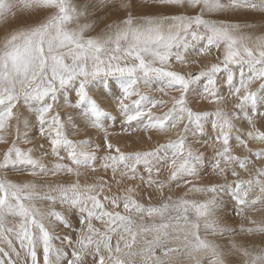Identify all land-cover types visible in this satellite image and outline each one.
<instances>
[{
  "label": "snow or ice",
  "instance_id": "1",
  "mask_svg": "<svg viewBox=\"0 0 264 264\" xmlns=\"http://www.w3.org/2000/svg\"><path fill=\"white\" fill-rule=\"evenodd\" d=\"M0 31V264H40L41 248L43 264H264V221L247 215L264 211V0H0ZM214 52L215 62L185 71ZM108 77L120 80L111 97ZM156 80L178 95H145ZM200 83L214 112L189 107ZM117 116L125 133L176 139L123 151L110 140ZM81 131L101 142L69 139ZM37 137L49 148L18 146ZM98 168L110 179L89 182ZM61 176L76 179L36 182ZM182 186L204 199L166 195ZM218 212L248 226L221 223Z\"/></svg>",
  "mask_w": 264,
  "mask_h": 264
},
{
  "label": "rangeland",
  "instance_id": "2",
  "mask_svg": "<svg viewBox=\"0 0 264 264\" xmlns=\"http://www.w3.org/2000/svg\"><path fill=\"white\" fill-rule=\"evenodd\" d=\"M222 18H224V17H222ZM227 18L233 19V20H237V21H242L243 20V17H241V16H232L231 14H227ZM25 26L26 25L23 24V23L20 24V27H25ZM93 34H95V33H93ZM3 36H4V33L2 31H0V40L3 39ZM216 55L217 54L214 52L212 54V56H210V57L201 58L203 62L200 64L199 67H197V65H195V64H191V65H189L188 69H185V71L191 70V71H194V72L198 73L201 69H203V67L205 65V62H207L206 64H209L212 61L215 62L216 61ZM193 58L196 59L195 57H192V59ZM205 59H207V60H205ZM174 67L179 68L180 66L179 65H174ZM221 75H223V73ZM111 78H113V77H111ZM111 78L109 77L107 79L110 80ZM202 88H203V84L200 83L199 90L196 93V95H194L195 96L194 99L196 101V104L198 105V112H214L215 109H216V105L214 103H209L207 100L201 99L199 97L198 94H199L200 91H202ZM193 91L190 92L189 102L192 101ZM168 94L169 95L171 94L172 96L178 95L177 93H174V92H169ZM155 95L160 96V95H164V93H162V92L157 90V91H155ZM229 101H230V103H232L231 100H229ZM206 105H208L209 107H206ZM169 106H170V104H169ZM109 110H111V109H109ZM21 111L25 115H27V110L25 108L21 107ZM65 111H67V110H65ZM158 111H163V110H158ZM120 122H117L116 124L113 123V122L109 123V130L113 133V135H111V137H110V140L115 146H119L121 148V150L126 151V152L151 150V149H154L155 147H157L158 144H161V143L166 144L170 140H175L176 139L175 133H172V134H169V135H163V134L155 133V132H153L151 130L149 132L137 131V132L125 133V132L122 131ZM206 125H205V128L207 127ZM89 132H91V130H89ZM207 132H208V130L205 129V133H207ZM211 132H212V130L209 132L208 136L206 137L207 139H211V137L213 139L215 137V133L212 132V134H211ZM190 135H191V132L189 134V138H190L189 142H191V139H195V138L191 137ZM173 136H175V137H173ZM101 137H102V134L92 135V137L91 136L89 137V134L86 133V132H83V131H81L79 135H72V134L69 135V139H71V140L76 141V140H81V139H91V142L93 144L100 143L101 142ZM149 137H151V139ZM38 144H43L44 145V149H48L49 148V145L47 144V142L42 140V139H40L39 137H37L36 140L33 141L32 145L21 144V145H18V146H20L22 148H28V147H33L34 145H38ZM4 150H5V145L0 144V153H2ZM201 150L203 151L204 149L201 148ZM34 151H35V154L37 156H39L41 154L42 150L34 149ZM104 154H105L104 152H100L99 153L100 156H103ZM245 154L246 153H244L242 155H245ZM212 155H213L212 149L211 148L207 149L206 157L210 158ZM44 160H45V162L49 163V165L53 162V158L51 156L44 157ZM167 175H168V173L165 170V171H163V173H162L160 178L163 179ZM246 175L247 174H245V173H241V177L242 178L247 179L248 177H246ZM110 176H111L110 172L107 175H105L104 170L100 169V168H98L97 172H95V173H92V172L88 173L89 182L98 180L101 177H103L105 179H110ZM8 178L13 180V181H16V182H20V181H23L25 179H31V177H23V176H19V175H16V174H11V173L8 174ZM75 179H76L75 176H71V177L61 176V177H49L46 180H37L36 182L38 184L55 185L57 182L67 184L69 182L75 181ZM207 179H208V177L206 176L204 178V181H199V182H197V184L205 183L207 181ZM216 179L220 180V182H223V177H217ZM228 179L231 180L233 178L231 176H229ZM82 182H83V178H82ZM128 183L131 184L132 182H128ZM44 191H47L46 187L41 189V193H43ZM165 192H166V195L170 194L172 196L173 200L188 199V200H201L202 201L204 199V197L202 195L198 194V193H186V189L183 186L180 187V188L173 187L170 193H168L167 190H165ZM108 194L109 195L116 194L115 187L113 188V192L112 193H108ZM142 200H143L142 201L143 203H145L146 205L148 204V199H147L146 196H144ZM152 203L153 204L159 203V197L154 199L152 201ZM40 207H42L44 209H47L48 205L47 204H43V205H40ZM230 207H231V205L229 204V208ZM57 210H59V208H57ZM247 215L250 216L255 221H264V211L249 212ZM217 218H218L219 222H221V223H224L226 221L228 226H230V227L239 228L241 224H244L245 226H248V222L246 220L245 221H241V219L239 217L227 215V214L222 213V212H218L217 213ZM64 231L65 230H63V229H57L56 230V234L62 236L64 234ZM201 235L202 236L204 235L203 230H201ZM149 239H151V237H149ZM209 239H213V238L209 237ZM216 239L218 240V242H220L218 238H216ZM250 239H253L254 241H256L257 242V247H258L259 246V241L262 239V237L255 236V237H251ZM54 243L56 244L57 247L61 246L60 242L58 240L55 241ZM142 245H143V240L141 241V246ZM137 251H139V248L137 249ZM156 254L159 256L160 255V251L157 250ZM38 259L40 260V264H43L42 248L38 249ZM137 262L139 264V257H137ZM176 264H190V262L184 260L183 257H179L176 260Z\"/></svg>",
  "mask_w": 264,
  "mask_h": 264
},
{
  "label": "bare ground",
  "instance_id": "3",
  "mask_svg": "<svg viewBox=\"0 0 264 264\" xmlns=\"http://www.w3.org/2000/svg\"><path fill=\"white\" fill-rule=\"evenodd\" d=\"M194 59V58H193ZM205 60H207V59H205ZM213 62V61H212ZM207 62H205V64H206ZM196 67V66H195ZM197 70V69H196ZM236 75H237V77H238V75H239V73H238V71H237V73H236ZM109 78V77H108ZM111 78V77H110ZM111 84L112 85V90L111 91H109V89H108V84ZM198 85V84H197ZM197 85H195L194 86V89L197 87ZM103 87H104V90L106 91V92H108V96L109 97H111L112 96V91H116V92H118L119 91V88H120V80L117 78V77H113V78H111L110 80H106L105 82H104V85H103ZM160 87H162V84L158 81V80H156V81H153V84H152V88L151 89H145L143 86H141V91L145 94V95H149L150 97H152V98H154V99H156V100H163V101H170V98H171V94L169 95V94H167V95H160V96H157V95H155V91H157V89H159ZM222 91H225L224 89H221ZM160 94V93H159ZM212 105V104H211ZM231 106H232V104H227V109H231ZM206 107H209L208 105H206ZM158 110H166V109H158ZM158 110H154V114L155 115H160L161 114V112L162 111H158ZM201 111V110H200ZM115 114V113H114ZM117 122H120V118L117 116V119L115 120V121H113V123H117ZM121 123V122H120ZM207 127L205 128V129H207L208 130V132L207 133H205V138L208 136V134H209V132L211 131V126H210V124L208 125H206ZM243 127H247L246 126V124L245 125H243ZM211 134H212V132H211ZM118 135V134H117ZM92 137V136H91ZM173 137H175V136H173ZM210 137V136H209ZM121 138V137H120ZM193 138H195V139H191V142H192V144L193 145H195V140L197 139L196 137H193ZM115 139V138H114ZM207 139V138H206ZM211 139H212V137H211ZM190 141V140H189ZM195 146H197L198 147V145H195ZM253 150H256V149H258L259 147H260V145H257V144H251L250 143V145H249ZM203 149V148H202ZM237 154H240V155H242V154H244V153H240L239 151L237 152ZM245 155H247V153L245 154ZM255 164H256V166H260V163L259 162H255ZM250 167H252L251 165H250ZM246 177H247V175H246ZM199 182V181H198ZM54 183V182H53ZM143 201V200H142ZM42 261V260H41Z\"/></svg>",
  "mask_w": 264,
  "mask_h": 264
},
{
  "label": "crops",
  "instance_id": "4",
  "mask_svg": "<svg viewBox=\"0 0 264 264\" xmlns=\"http://www.w3.org/2000/svg\"><path fill=\"white\" fill-rule=\"evenodd\" d=\"M199 85L200 84H198L197 85V87L194 89V91H193V94H192V101L191 102H189V107H191L192 108V110L194 111V112H198V105L196 104V101H195V96L194 95H196V93L198 92V90H199ZM228 103L229 104H232V103H230V101H228ZM190 134V133H189ZM191 137H192V135H190ZM191 143V142H190Z\"/></svg>",
  "mask_w": 264,
  "mask_h": 264
}]
</instances>
